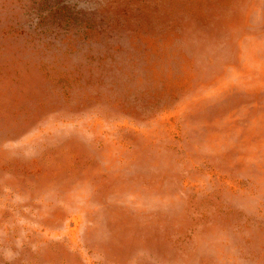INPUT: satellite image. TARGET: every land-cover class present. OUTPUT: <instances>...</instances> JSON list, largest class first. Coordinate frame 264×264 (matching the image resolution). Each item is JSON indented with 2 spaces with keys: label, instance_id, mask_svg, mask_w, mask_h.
I'll use <instances>...</instances> for the list:
<instances>
[{
  "label": "rangeland",
  "instance_id": "374dc122",
  "mask_svg": "<svg viewBox=\"0 0 264 264\" xmlns=\"http://www.w3.org/2000/svg\"><path fill=\"white\" fill-rule=\"evenodd\" d=\"M0 264H264V0H0Z\"/></svg>",
  "mask_w": 264,
  "mask_h": 264
}]
</instances>
